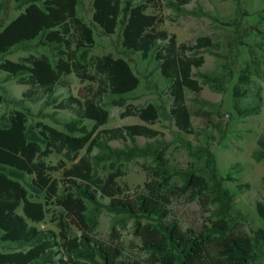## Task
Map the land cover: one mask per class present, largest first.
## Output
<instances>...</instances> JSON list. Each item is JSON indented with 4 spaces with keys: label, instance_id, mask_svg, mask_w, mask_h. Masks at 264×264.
<instances>
[{
    "label": "trees",
    "instance_id": "obj_1",
    "mask_svg": "<svg viewBox=\"0 0 264 264\" xmlns=\"http://www.w3.org/2000/svg\"><path fill=\"white\" fill-rule=\"evenodd\" d=\"M16 1L18 8L23 9L0 27V70L28 87L20 98L10 99L21 108L7 116L0 115V239L28 248L0 251V264H61L55 262L51 242L44 239L43 232L27 222L44 218L42 203L30 199L32 195L57 202L79 228V237L68 238L63 243L71 264H142L139 260H121L122 247L117 242L107 244L94 238L92 232L102 207L133 220V233L140 239L141 247L150 253L151 264H254L259 242H264V231L259 228L251 236L241 228H233L234 194L223 185L225 178L218 174L209 148L202 144L192 147L189 140L182 138L179 148L193 158H203L204 166L199 168L190 163L187 167L173 168L165 155L167 144L155 138L158 131L148 125L134 123L98 129L109 119L103 103L105 97L110 98V105L125 106L122 117L136 116L153 124L168 115L162 103L142 106L127 103L125 97L137 88L139 78L125 58L105 53L89 59L95 44L94 27L105 35L119 30L125 50L139 52L142 58L154 57L171 98L169 117L176 129L186 134L194 133L187 94L194 95L192 102L204 103L197 98L203 85L214 92H223L235 77L231 87L233 110L242 117L257 114L263 99L260 85L254 84L251 77L260 75L261 59L252 46L248 49L249 64L237 74L234 70L238 46L244 44L250 32L257 30L254 25L241 24V18L247 14L241 0H236L234 35L226 43L219 71L213 74L195 70L204 63L203 52L221 49L218 39L208 34L197 36L190 44L178 43L174 34L158 28L161 17L146 12L150 6L160 3L177 12L191 0H91L90 22L77 16V0ZM3 7L0 0V13ZM35 39L48 48L50 56L30 54L20 60L5 58L16 48H28L27 42ZM71 73L81 81L95 83V87L89 86L90 94L82 99L68 96L54 103L52 96L56 87L67 84L65 77ZM39 91L46 98L51 97L46 102L53 103L55 108L73 111L75 117L64 123V130L43 124L37 131L33 124H27L29 109L22 102L35 100ZM245 98H249L248 103H244ZM214 113L219 116V109ZM84 119L94 122L91 129L84 125ZM209 124L219 127V124ZM135 137L152 140L138 145ZM204 137L209 139L212 135L204 131ZM112 140H129L131 144L115 147L110 144ZM260 145L253 152L255 160L264 159V142ZM50 147L72 162L62 172L73 189L61 197L56 196V183L50 180L48 167L40 158ZM83 149L86 153L80 155ZM93 150L96 153L89 156ZM135 158L149 160L142 164L147 179L136 193H123L115 181L117 173L110 172L105 178L97 174L100 163L118 168ZM28 175H32L30 180ZM98 190L109 198L107 205L97 200ZM179 198L186 202L200 200L203 210L210 213L207 221L198 228L184 229L170 210V205ZM20 206L22 214L16 211ZM255 208L264 219V202L257 201ZM62 235L65 239L66 234ZM114 236L119 235L114 232Z\"/></svg>",
    "mask_w": 264,
    "mask_h": 264
},
{
    "label": "rangeland",
    "instance_id": "obj_2",
    "mask_svg": "<svg viewBox=\"0 0 264 264\" xmlns=\"http://www.w3.org/2000/svg\"><path fill=\"white\" fill-rule=\"evenodd\" d=\"M3 10L0 13V27H4L10 20L16 17L23 8H18L16 0H1ZM91 0H77L75 7L76 14L84 22H90L92 15ZM242 9L247 14L241 18V24L244 27L254 25L256 31L250 32L244 38V44L238 46L237 63L234 68L237 74L240 69L249 64V46H252L261 59L260 75L252 76L254 84L260 85V94L263 103L257 114H251L246 117L237 115L232 108L231 87L235 77L226 85L223 92H214L207 85H203L197 98L205 102L193 100L192 93L187 94V105L190 110L191 122L194 133H183L178 131L169 117V108L171 98L168 95L163 78L158 74V67L153 58H142L139 52L125 50L119 37V30L111 35H105L103 32L94 27L95 44L89 55V59L111 53L120 55L125 58L131 65L132 70L139 78V85L136 89L128 93V104L142 106L147 103H155L164 106L166 115L159 118L153 124H147L136 116H121L125 106L110 105L109 97L103 98L105 107L109 111L108 122L99 126L98 129L111 128L120 125L144 123L158 131L155 138L160 139L163 144H167L166 157L171 167H187L190 163H195L197 167L204 166V159L193 158L181 147L179 142L187 139L191 142L192 147L206 145L213 153L216 163L217 172L224 177L223 185L228 187L234 194L233 215L236 217L233 228H241L249 235L254 236L255 231L261 228L264 231V219L256 212L255 204L257 201L264 202V159L255 160L253 152L260 148V142H264V0H241ZM146 12L156 13L162 18L158 28L165 29L168 33L174 34L178 43H192L199 35H211L219 40L221 49L213 52H203L204 63L195 71L199 73L213 74L217 73L223 62L222 55L226 50L227 41L234 35L235 19L237 15L236 0H191L182 7L180 11H173L165 7L163 3L156 7L150 6ZM28 48H16L5 55L6 59L20 60L30 54L40 55L47 54L50 56L47 47L35 39L27 42ZM4 58V59H5ZM67 84L56 87L53 96L54 103L64 100L68 96L82 99L84 95H89L88 87H95V83L90 81H81L74 73L65 77ZM28 86L20 84L14 77H8L6 72L0 70V115H9L11 111L20 109L21 105L13 104L12 98H20L22 92ZM49 98L39 91L35 95V100L24 99L23 107H28L29 113L27 124H33L36 130L43 124L50 125L59 130H64V123L75 117L70 109H57L51 102H46ZM244 103L249 102L245 98ZM219 109L218 116L214 111ZM211 112L205 114V111ZM84 125L91 129L93 121L84 119ZM219 124L218 128H213L211 124ZM207 124H209L207 126ZM97 129V130H98ZM96 130V131H97ZM204 131H208L211 138L204 137ZM152 139L144 137H135V143L144 145ZM181 143V142H180ZM110 144L115 147L129 145V140H112ZM86 153L81 150L80 155ZM96 153L91 151L90 155ZM41 160L48 167L47 173L51 181L56 183V196L61 197L67 191L72 190V186L66 182V176L63 169L72 164L67 160L63 153L57 152L51 147L46 149L45 154L41 155ZM148 159L135 158L130 162L122 163L118 166L109 168V163L103 166L100 163L97 167V174L106 177L112 172L117 173L115 181L122 189L124 194H133L142 188L144 181L147 179L143 171L142 164L148 163ZM32 175H28L30 180ZM81 185H85L81 182ZM122 193V194H123ZM97 200L103 205H107L109 198L101 195L96 191ZM30 199L42 203L44 208V218L41 221L33 222L27 220L30 225L35 226L44 234V239L51 242L52 256L57 263L71 264L67 257L63 243L68 238L79 237V228L71 221L68 213L54 200L47 202L44 196H30ZM54 199V198H53ZM90 206V204H88ZM213 207V206H211ZM212 209V208H211ZM171 213L179 219L181 226L198 228L202 223L207 221L210 214L204 211L200 200L195 199L192 202H186L183 198L173 201L170 205ZM22 214L21 206L16 210ZM118 233V238L114 236ZM65 233V239L62 235ZM92 235L94 238L102 240L107 244H114L122 247V254L119 257L127 262L139 260L142 264L150 263V253L141 247L140 239L133 233V220L123 214H114L104 207L98 210L97 225ZM26 250L27 245L18 246L14 243L0 239V251L10 252L13 249ZM254 264H264V242H259L257 258Z\"/></svg>",
    "mask_w": 264,
    "mask_h": 264
}]
</instances>
